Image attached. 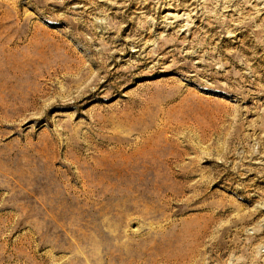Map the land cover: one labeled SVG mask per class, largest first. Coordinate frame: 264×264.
Returning <instances> with one entry per match:
<instances>
[{"label":"rangeland","instance_id":"rangeland-1","mask_svg":"<svg viewBox=\"0 0 264 264\" xmlns=\"http://www.w3.org/2000/svg\"><path fill=\"white\" fill-rule=\"evenodd\" d=\"M0 264H264V0H0Z\"/></svg>","mask_w":264,"mask_h":264}]
</instances>
